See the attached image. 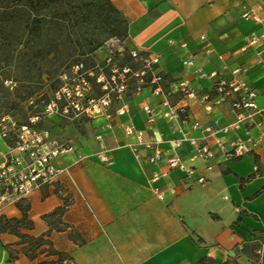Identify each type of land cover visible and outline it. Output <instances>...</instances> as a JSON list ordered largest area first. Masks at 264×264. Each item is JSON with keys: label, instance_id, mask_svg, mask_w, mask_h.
Wrapping results in <instances>:
<instances>
[{"label": "crops", "instance_id": "crops-1", "mask_svg": "<svg viewBox=\"0 0 264 264\" xmlns=\"http://www.w3.org/2000/svg\"><path fill=\"white\" fill-rule=\"evenodd\" d=\"M110 1L128 21L120 46L159 55L158 69L167 80L160 82L159 94L145 87L126 98L121 114L116 109L122 103H116L111 127L103 116L48 118L51 136L69 142L53 160L64 171L54 184L24 198L33 228L22 232L45 235L72 264H251L254 242L264 235V133L246 121L234 126L236 115L226 104L205 110L200 97L213 93L217 79H230L239 70L237 77L264 109L263 40L249 44L263 31L264 0ZM247 11L259 22L243 18ZM182 81L193 96L180 91ZM164 101L186 106L187 117L165 118ZM143 104L152 109L153 122ZM195 122L198 128H193ZM127 127L132 134L125 133ZM189 139L207 143L212 156L192 160ZM216 139L226 146L240 140L249 151L226 158ZM147 142L162 151L157 162L147 161L152 152L144 146ZM171 157L185 169H169ZM66 198V228L47 235L50 226L43 216ZM16 203L1 206L0 216L20 217ZM22 247L16 235L0 233V264L55 259L41 253L31 260ZM10 251L16 253L14 259Z\"/></svg>", "mask_w": 264, "mask_h": 264}, {"label": "built area", "instance_id": "built-area-1", "mask_svg": "<svg viewBox=\"0 0 264 264\" xmlns=\"http://www.w3.org/2000/svg\"><path fill=\"white\" fill-rule=\"evenodd\" d=\"M264 7V1L261 2ZM243 18L259 22V18L251 11L243 14ZM263 40L264 28L261 35L253 37L250 45H255L258 40ZM118 39H110V41ZM121 57L123 53L119 48L117 53L111 49L103 60V63H95L92 67H86L83 62L72 65L61 76L60 86L52 93L40 111L29 113L24 123L17 124L10 116L0 118V134L8 146L6 153L0 155V207L8 202H18L27 197L34 189H42L54 184L55 179L64 170L54 165L53 160L68 149L69 142L59 143L51 136L48 128L44 127L46 119L56 114L60 118L76 121L82 118L103 116L107 120V127H111L112 108L116 103H122L116 112L123 113V103L126 98L141 93L143 88L150 87L155 94L161 93L160 82L162 80L159 67V55H149L137 49L128 50L127 54L138 67L121 65L115 62V55ZM117 56V57H118ZM108 69V70H107ZM107 70V71H106ZM230 79L220 78L214 83L212 94L200 97L205 110L226 104L236 115L238 123L246 121L249 125L258 127L264 133V109L255 104L254 91L240 78L239 70H235ZM212 77L216 74H211ZM96 88L98 92L96 93ZM180 91L183 94L193 96L186 81L180 82ZM32 103V101H30ZM167 110L163 116L167 119H184L187 117L186 106L170 105L163 102ZM33 108H36L34 105ZM150 122L154 121L153 111L147 105H142ZM257 117L255 119L254 117ZM195 122L193 128H198ZM205 132L213 137L211 127H206ZM126 134H132L133 129L125 128ZM141 137V133H137ZM100 139V136H97ZM220 153L226 158L241 156L249 151L248 145L240 140L226 146L216 139ZM191 159L197 157L206 158L212 156L213 151L207 143H199L195 139H189ZM175 142V145H178ZM144 146L151 150L147 161L154 163L161 159L162 151L154 142H147ZM136 157L137 150L133 149ZM169 169H185L179 158L171 157L167 160ZM190 172L189 169H186ZM157 179L155 175L154 180ZM200 182L204 179L200 178ZM256 264L264 262V235L259 236L253 246Z\"/></svg>", "mask_w": 264, "mask_h": 264}, {"label": "rangeland", "instance_id": "rangeland-1", "mask_svg": "<svg viewBox=\"0 0 264 264\" xmlns=\"http://www.w3.org/2000/svg\"><path fill=\"white\" fill-rule=\"evenodd\" d=\"M83 2L91 1L73 0L71 9L81 14L85 9L79 10L77 6ZM98 26L97 23L83 26L78 24L69 31L50 27L45 29L40 39L35 40H28L23 35L24 32L17 30L14 25L0 31V118L10 116L17 124L24 123L33 106L40 105L44 97L52 95L64 63L82 60L86 67H92L94 60L95 63H102L110 49L117 53L120 48L123 55L115 57V62L121 64L127 51L120 46V42L110 41L109 35L102 32ZM17 38H21L25 45L17 44ZM94 39L97 41L93 42ZM96 42H100L101 46L95 51H90ZM55 43H58L57 54H47L50 46ZM39 51L42 57L36 55ZM6 56H13L8 64L5 61ZM52 118L58 120L59 116L54 114ZM47 120L44 122L46 128ZM7 150L8 146L0 134V155ZM251 259L253 261L250 263L256 264V257L252 256Z\"/></svg>", "mask_w": 264, "mask_h": 264}, {"label": "trees", "instance_id": "trees-1", "mask_svg": "<svg viewBox=\"0 0 264 264\" xmlns=\"http://www.w3.org/2000/svg\"><path fill=\"white\" fill-rule=\"evenodd\" d=\"M91 2H83L82 5L77 6L79 10L85 9L81 14L73 11L71 8L73 0H0V31H5L10 25H14L17 30H22L23 35L28 40L40 39L45 31L50 27L59 31H69L74 26L81 24H99L102 32L109 35V39H118L123 41L128 35V21L118 11L110 0H90ZM93 42L97 39L92 40ZM17 44L25 45L21 38H17ZM27 44V42H26ZM100 42H96L94 46L90 48V51H95ZM58 43L50 46L47 54H57ZM125 51L128 52L127 49ZM40 51L36 52V55L42 57ZM118 55L116 54L115 57ZM5 60L8 64L13 58L6 56ZM83 62L82 60H76L74 62L64 63L63 69L60 71L57 80V86L55 90L60 86V76L67 71L72 65ZM95 60L93 62V65ZM103 63V61H102ZM86 64V63H85ZM130 65L131 67H138L133 62V59L126 54L121 65ZM162 80L165 82L167 76L161 73ZM54 90V91H55ZM53 91V92H54ZM51 95L44 97V100L40 105L31 110V113L40 111L42 106L48 102ZM57 191V190H56ZM16 206L21 212L20 217H6L0 216V233L8 232L16 235L19 238V242L23 244L22 252L31 260L37 258L41 253L54 256L55 259L51 261H40L38 264H72V258L64 252L57 251L53 248L51 241L45 236H32L22 232V229H32L33 222L28 216L29 204L24 199H20ZM69 201L66 198L64 204L52 212L45 214L43 219L49 224L50 230L61 231L66 228V225L62 222V216L65 213ZM72 237H74L72 235ZM16 253L10 251L9 258L14 259Z\"/></svg>", "mask_w": 264, "mask_h": 264}]
</instances>
